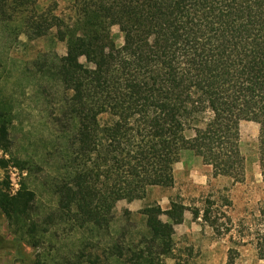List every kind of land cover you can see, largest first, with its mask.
I'll return each mask as SVG.
<instances>
[{"label":"trees","instance_id":"obj_1","mask_svg":"<svg viewBox=\"0 0 264 264\" xmlns=\"http://www.w3.org/2000/svg\"><path fill=\"white\" fill-rule=\"evenodd\" d=\"M70 1L72 17L50 11L40 19L35 0H0L1 24H19L31 41L52 35L66 49L47 70L64 90L54 124L69 135L54 190L56 212L43 225L56 219L108 230L118 202L173 187L174 166L187 150L199 152L214 178L242 182L243 121L258 126L264 187V0ZM114 27L121 45L113 39ZM12 122L10 105L0 100L5 153ZM16 166L31 169L27 162ZM34 201L35 193L22 184L16 195H0V212L27 221ZM212 207L208 202L202 214H191L219 233ZM186 210L172 199L166 209L158 203L144 207L136 238L114 244V256L122 264H162L166 258L181 264L172 230ZM254 240L264 263V205Z\"/></svg>","mask_w":264,"mask_h":264},{"label":"rangeland","instance_id":"obj_2","mask_svg":"<svg viewBox=\"0 0 264 264\" xmlns=\"http://www.w3.org/2000/svg\"><path fill=\"white\" fill-rule=\"evenodd\" d=\"M70 3L35 0L36 12L40 19L50 11L58 17H72ZM111 33L121 45L123 37L118 29L112 28ZM65 53V45L52 35L31 41L21 33L19 24L0 23V100L13 112L10 149L6 153L0 149V195H16L22 184L35 193L29 220L8 219L0 212V264H89L95 260L96 264H122L112 246L136 238L139 231L135 226L139 230L143 226L141 209L154 203L166 209L170 199L187 208L183 221L172 230L174 253L181 264H264L258 260L254 240L262 217L264 187L258 164V126L252 122L239 125L240 183L214 178L199 152L187 150L174 166L173 187L151 188L142 200L118 202L108 230L78 228L56 219L51 225H43L56 212L54 190L60 182L69 135L54 124L61 114L64 90L47 70L51 58ZM41 66L43 71L38 68ZM17 162H27L31 169L21 170ZM208 202L213 203L219 233L191 214L193 209L202 214ZM124 210H129V215L125 216ZM32 225L37 227L34 233L29 230ZM42 226L47 232H40ZM176 263L166 258L162 264Z\"/></svg>","mask_w":264,"mask_h":264},{"label":"built area","instance_id":"obj_3","mask_svg":"<svg viewBox=\"0 0 264 264\" xmlns=\"http://www.w3.org/2000/svg\"><path fill=\"white\" fill-rule=\"evenodd\" d=\"M14 181V180H13ZM18 187V186H17Z\"/></svg>","mask_w":264,"mask_h":264}]
</instances>
